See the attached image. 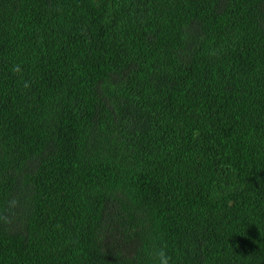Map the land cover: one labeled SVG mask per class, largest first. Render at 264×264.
<instances>
[{"label":"trees","instance_id":"trees-1","mask_svg":"<svg viewBox=\"0 0 264 264\" xmlns=\"http://www.w3.org/2000/svg\"><path fill=\"white\" fill-rule=\"evenodd\" d=\"M264 264V0H0V264Z\"/></svg>","mask_w":264,"mask_h":264},{"label":"clouds","instance_id":"clouds-1","mask_svg":"<svg viewBox=\"0 0 264 264\" xmlns=\"http://www.w3.org/2000/svg\"><path fill=\"white\" fill-rule=\"evenodd\" d=\"M154 257L156 264H170V257L163 249L156 251Z\"/></svg>","mask_w":264,"mask_h":264}]
</instances>
